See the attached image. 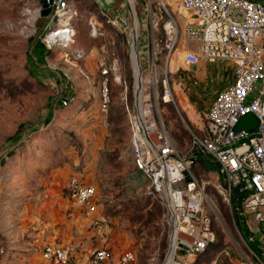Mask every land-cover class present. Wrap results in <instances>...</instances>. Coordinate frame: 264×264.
Instances as JSON below:
<instances>
[{
    "label": "rangeland",
    "instance_id": "obj_1",
    "mask_svg": "<svg viewBox=\"0 0 264 264\" xmlns=\"http://www.w3.org/2000/svg\"><path fill=\"white\" fill-rule=\"evenodd\" d=\"M39 4V0H0V199L11 203L43 186L52 169L70 162L81 128L96 121L109 127L112 120L114 134L105 139V162L99 171L106 178V191L101 196L104 199L107 196L108 201L111 195L116 197L113 188L121 181L119 170L132 166L130 130L123 111L127 106L134 107L137 95L135 67L130 56L132 19L128 7L135 4L140 14L143 0H133L130 6L120 3L126 25L119 20L115 23L114 19L106 20L93 0H80L71 19L75 31L72 39L66 46L60 42L49 48L39 40L43 27L39 22L46 17L37 12ZM90 14L97 17L101 24L98 29L103 34L92 33L87 19ZM156 36L162 38L160 30ZM182 43L191 45L188 41ZM102 44L110 58H118L122 76V81L111 84L112 103L106 123L100 111L97 80L98 60L105 53L100 49ZM184 47L178 44L170 59L156 54V68L146 67L140 73L141 86L147 92H152L153 86L160 91L161 79L166 77L175 102L163 103L158 98L160 118L169 128L176 149L188 153L191 130L204 131L206 107L214 91L223 86L226 76L229 78L231 69L229 62H210L209 75L202 83L194 75L195 68L183 64ZM66 80H71L74 96L64 100L65 96H71L66 91ZM94 112L97 116H93ZM200 157L189 168L204 186L203 214L210 218L214 239L194 264H264L248 243L254 237L259 240L258 236L253 233L248 234L251 239L246 237L232 203L222 200L217 186L224 185V179L218 166ZM71 166L77 170L79 164ZM119 202L118 210L112 212L128 219V224L123 221L122 229L135 237L130 249L137 264H161L171 232L164 205L139 195H130Z\"/></svg>",
    "mask_w": 264,
    "mask_h": 264
},
{
    "label": "built area",
    "instance_id": "obj_2",
    "mask_svg": "<svg viewBox=\"0 0 264 264\" xmlns=\"http://www.w3.org/2000/svg\"><path fill=\"white\" fill-rule=\"evenodd\" d=\"M124 1L123 5L130 6L133 0ZM175 5L174 10L166 0H143L140 14L135 4L128 7L132 19L131 60L135 51L139 70L156 68V54L170 59L174 48L188 41L191 45L184 47L182 58L187 68H195L202 61L223 60L230 63L231 80L218 89L208 103L204 131L191 130L188 153L176 149L169 128L160 118L158 98L163 103L175 102L166 77L161 79L160 91L153 86L152 92H147L141 86L139 97L136 92L134 107L127 106L125 111L132 163L145 178L137 192L164 205L171 228L170 242L161 264L170 251V264H194L196 257L214 239L210 218L203 214L204 186L189 168L196 154L218 165L224 185H218L217 189L226 204L233 202L232 190L239 187L240 214L247 216L264 207V0H177ZM40 9L39 4L36 8L39 14ZM177 12L185 19L182 26ZM54 13L62 24L55 23L43 33L45 24L40 33L43 35L37 34L48 48L60 42L66 46L75 32L71 19L76 12L68 0H54L50 16ZM100 14L108 21L114 19V23L119 20L127 24L123 14L110 8L100 10ZM87 19L94 35L103 34L98 29L101 24L95 14L88 15ZM58 25L62 26L60 32H56ZM158 30L161 39L156 36ZM100 49L105 53H101L98 60L97 80L100 111L106 123L112 103L111 84L122 81V76L118 58L106 54L105 44ZM122 98L126 102L125 95ZM245 114L254 115L255 123L252 128L238 129L236 125ZM65 188L76 202L94 209V185L82 183L77 174H72ZM259 216L263 218L264 213L259 212ZM171 236H174L172 248ZM71 248L70 245L46 244L42 256L59 264H69ZM0 252L4 249L0 248ZM111 255L108 246L96 247L90 250L84 264H137L132 250L122 251L115 263L110 261Z\"/></svg>",
    "mask_w": 264,
    "mask_h": 264
},
{
    "label": "crops",
    "instance_id": "obj_3",
    "mask_svg": "<svg viewBox=\"0 0 264 264\" xmlns=\"http://www.w3.org/2000/svg\"><path fill=\"white\" fill-rule=\"evenodd\" d=\"M166 1L171 4L172 9H176L177 0ZM68 2L75 10L80 0H68ZM93 2L99 12L110 8L113 12L118 11L122 14L120 3L123 5L125 1L93 0ZM177 13L182 26L185 19L180 12ZM50 20L49 16L43 17L39 23L49 24ZM55 23L62 24V21L56 18ZM38 42L35 46H38ZM40 42L42 43L41 40ZM208 63L210 62L202 61L195 66L194 75L202 83L209 75ZM229 73V78L226 76L225 80H227L223 86L231 80V72ZM66 81L64 82L66 91L69 92ZM123 111L126 115V111ZM93 116L97 114L94 112ZM110 122L109 127L96 121L81 128L78 147L76 146V149L73 147L71 150L70 162H63L52 169L47 182L36 188L33 193L11 203H7L3 197L0 199V248L4 249L3 253L0 252V264H59L42 256V248L46 244L70 245L72 248L69 264H84L90 250L103 245L110 248L112 253L110 261L113 263L118 261L122 251L131 250L135 237L132 232L122 229L123 221L126 220L128 224V219L112 211L118 210L117 205L121 204L120 200L130 195H139L137 190L144 184L145 178L133 166L131 159L132 166L128 170L125 168L119 170L121 181L113 188L116 197L111 198V195L107 201V196L105 199L101 196L102 192L106 191L104 189L106 178L104 173L99 172L105 162V139L108 134H114L115 127L112 120ZM71 163L79 164L77 170L72 168ZM72 174H77L82 183L94 185L96 189L94 209L90 210L69 196L65 187ZM261 211L264 213V207L259 211L248 213L244 222L246 227L258 236L262 247L264 217L260 218Z\"/></svg>",
    "mask_w": 264,
    "mask_h": 264
},
{
    "label": "water",
    "instance_id": "obj_4",
    "mask_svg": "<svg viewBox=\"0 0 264 264\" xmlns=\"http://www.w3.org/2000/svg\"><path fill=\"white\" fill-rule=\"evenodd\" d=\"M41 9H40V14L41 16H49L51 17L50 23L47 24L45 26V29L43 31V33L45 32V30H47L49 27L54 25V22L56 21L57 15L54 13L52 16H50V14L52 13V5L54 3V0H39ZM43 33L41 34V36L43 35ZM66 86H68V91L69 93H71L70 97H66L64 94V100L68 99V98H72L74 95V90L72 89V84L71 81L68 80L66 81ZM255 123V117L252 114H245L242 116V118L239 120V122L237 123L236 127L238 129H249L252 128L253 125ZM184 173L187 174V170H184ZM187 179H189L190 177L187 175L186 176ZM241 190L239 187H235L232 190V200L233 202L238 206L239 205V194H240ZM257 252L261 254V257L264 259V246H259L256 248Z\"/></svg>",
    "mask_w": 264,
    "mask_h": 264
},
{
    "label": "trees",
    "instance_id": "obj_5",
    "mask_svg": "<svg viewBox=\"0 0 264 264\" xmlns=\"http://www.w3.org/2000/svg\"><path fill=\"white\" fill-rule=\"evenodd\" d=\"M198 159H202V158L200 157V155L196 154L194 160H198ZM215 165H217V164H215ZM217 166H218V165H217ZM240 203H241V197L239 198V204H240ZM232 205H233V207H234V209H235V212H236V214H237V218H238V221H239V223H240V226L242 227V232H243V234H244L246 237L248 236V234L253 235V232H251V231L246 227V225L244 224V216H243L242 214L239 213L237 205H236L234 202H232ZM250 235H249V236H250ZM248 243H249L251 249L254 251L255 255H256L257 257H259V258H262V257H261V254L258 253L257 250H256V248L260 246V242H259V240H258L256 237H254V239H253L252 241H248ZM210 245H211V244H210ZM210 245H209V246H210ZM209 246H208V247H209ZM208 247H207V248H208ZM207 248H206V249H207Z\"/></svg>",
    "mask_w": 264,
    "mask_h": 264
},
{
    "label": "bare ground",
    "instance_id": "obj_6",
    "mask_svg": "<svg viewBox=\"0 0 264 264\" xmlns=\"http://www.w3.org/2000/svg\"><path fill=\"white\" fill-rule=\"evenodd\" d=\"M62 21V20H60ZM134 25H135V22H134ZM57 28V26H56ZM62 26H58V30L56 32H60L62 29ZM55 29V28H54ZM132 37H133V32H132ZM132 57H133V62H134V65H135V75H136V78H135V88H136V92L138 93V97H139V94L141 92V80H142V76H141V73H140V70H139V66L138 64L136 63V59H135V51H133L132 53ZM140 100V98H139ZM172 240H171V248L174 244V236H171ZM171 251L167 254V258L165 260V262L163 264H170V257H171Z\"/></svg>",
    "mask_w": 264,
    "mask_h": 264
}]
</instances>
